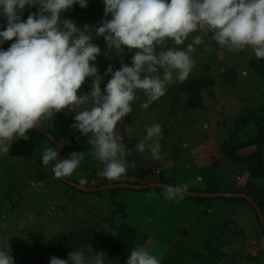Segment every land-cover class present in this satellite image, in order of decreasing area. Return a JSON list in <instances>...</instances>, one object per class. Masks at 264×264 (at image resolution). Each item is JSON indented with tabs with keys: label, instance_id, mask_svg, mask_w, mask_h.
<instances>
[{
	"label": "clouds",
	"instance_id": "1",
	"mask_svg": "<svg viewBox=\"0 0 264 264\" xmlns=\"http://www.w3.org/2000/svg\"><path fill=\"white\" fill-rule=\"evenodd\" d=\"M75 4L86 8L87 0H0V13L7 18L0 44L15 38L6 50L0 49V154L9 153L15 139H27L43 120L74 111L72 129L88 137L92 157L103 165L97 174L119 180L134 165L128 163L117 125L132 112L137 90L144 93L140 107L147 110L169 85L188 77L195 63L191 54L208 34L228 51L250 48L257 59H264V0H104V14L111 18L92 31L62 18ZM26 6L39 7L25 21ZM93 31L104 37L109 58L113 52L117 56L125 49L133 52L131 64L122 62L116 70L109 65L102 76L91 63L101 54L92 42ZM194 32L202 35L193 37L186 49L179 48ZM168 41L173 46L166 47ZM106 76L110 78L102 89ZM89 77L91 91L78 94ZM145 131L136 151L148 150L153 159H162V126L153 122ZM58 156L59 151L47 148L41 160L45 167L56 161L52 171L61 178L72 175L85 152L74 151L63 160ZM186 187L166 185L162 194L169 200L183 199ZM105 259L104 252L88 259L77 248L68 253V259L53 256L50 264H105ZM0 264H14L9 245L0 249ZM125 264H160V260L137 247Z\"/></svg>",
	"mask_w": 264,
	"mask_h": 264
},
{
	"label": "rangeland",
	"instance_id": "2",
	"mask_svg": "<svg viewBox=\"0 0 264 264\" xmlns=\"http://www.w3.org/2000/svg\"><path fill=\"white\" fill-rule=\"evenodd\" d=\"M87 5L90 6L84 12L76 14L70 9L62 14V18L71 19L80 28L87 25L88 31L101 26L102 20L111 18V14L107 17L104 14V0H87ZM34 10V7L26 6L22 19L26 21ZM0 17L6 28L7 18L2 13ZM196 35L202 33L190 34L185 44L178 47L186 49ZM92 36V42L101 48V54L91 63L96 64L102 76L109 65L131 61L133 52L127 49L122 56L113 52L109 58L105 55L104 37L96 35L94 31ZM14 41L15 38L5 41V50ZM171 46L172 41H168L166 47ZM195 47L196 51L191 54L195 63L184 81L212 77L216 80L215 86L202 91L203 105L193 110L188 106L189 93L181 89L182 82L169 85L165 95L154 101L147 110L141 109L145 95L137 90L132 112L117 125V132L123 135L128 163L134 167L114 181L146 184L157 181L160 174H164L173 185L187 186L185 180L172 174L181 172L186 175L187 169L184 167H187L201 178L205 174L216 173L224 179L226 176L232 177L236 169L248 167V164L233 162L219 145L228 139L237 126L239 137L248 140L258 133L259 125L264 123V75L252 65L255 54L250 48L241 52L228 51L213 41L211 34L204 37L203 44ZM109 78L104 77L102 89ZM91 80L92 77L85 80L78 94L91 91ZM75 115L74 111L65 110L57 113L52 121L43 120L39 126L51 131L67 147V158L74 151L85 152V158L68 178L80 183L83 180L82 184L89 186L111 182L97 174L103 165L92 157L88 137L72 129ZM153 122L162 126V159L159 160L153 159L148 150L144 153L136 151L137 143L146 134V126ZM47 148L59 151L57 159H62L61 148L58 149L41 132L32 131L27 139H15L9 153L0 154V249L9 245L14 264H50L53 256L68 259V253L77 248L83 250L88 259H94L95 252H104L105 264H114L119 253L118 232L107 221L113 206L108 197L109 194L112 196V189L103 190L101 195L77 191L56 178L52 171L56 161L50 162L47 167L42 164L41 154ZM257 149L264 153V144L242 149L238 154H250ZM219 186L220 181L218 189ZM232 188L236 186L232 185ZM117 192L148 191L115 188V197ZM246 207L250 211L239 205L234 206V217L240 221L247 235L256 237L264 234L258 211L247 203ZM70 219H73L72 223ZM57 221L67 224V228L59 229ZM114 223L117 225L116 219ZM221 245H227L225 240ZM170 256L175 259L179 252ZM187 264L201 263L194 258Z\"/></svg>",
	"mask_w": 264,
	"mask_h": 264
},
{
	"label": "crops",
	"instance_id": "3",
	"mask_svg": "<svg viewBox=\"0 0 264 264\" xmlns=\"http://www.w3.org/2000/svg\"><path fill=\"white\" fill-rule=\"evenodd\" d=\"M249 167L248 164V167L236 169L232 177L224 179L216 173L201 178L187 167H184L186 175L181 172L172 175L185 180L188 189L202 191L217 179L220 190L246 192L260 201L264 198V177L252 176ZM149 193L155 192L116 193L117 200L126 204L125 217L118 215L116 223H127L138 230L134 248L144 247L154 253L160 264H187L194 258L201 264H264V234L247 235L233 215L232 208L236 205L250 211L246 202L169 200L162 193L154 196ZM108 197L111 198V194ZM114 208L113 205L111 211ZM70 221L72 223L73 219ZM66 226L57 221L59 229H66ZM223 240L227 245H221ZM174 252H179L175 259L170 256Z\"/></svg>",
	"mask_w": 264,
	"mask_h": 264
},
{
	"label": "trees",
	"instance_id": "4",
	"mask_svg": "<svg viewBox=\"0 0 264 264\" xmlns=\"http://www.w3.org/2000/svg\"><path fill=\"white\" fill-rule=\"evenodd\" d=\"M90 5H87L86 8L79 7L77 4H75L72 9L74 13H80L87 8H89ZM39 6H34V12L38 11ZM6 28L3 26V30ZM131 64V61L129 62ZM252 65L256 70L264 75V59H257L256 57L252 60ZM113 70L119 69L121 67V64L113 65ZM107 70V69H106ZM104 71V73L106 72ZM110 77V76H108ZM216 80L212 77H200V78H192L189 80H186L181 83V89L184 91H187L189 93L188 97V106L190 109H197L203 105V97H202V91L215 86ZM241 127V125H240ZM32 131H38L36 129H33ZM39 132V131H38ZM240 130L239 126L236 127L234 132H231L228 136V139H226L221 149L227 155L233 162L236 163H248L249 164V172L252 176L255 177H264V153L260 149L255 150V152L245 155H240L238 152H240L242 149L249 148L252 146H260L264 144V123L259 125L258 127V133L246 140L241 139L240 136ZM40 133V132H39ZM42 134V133H41ZM43 135V134H42ZM44 136V135H43ZM46 137V136H45ZM57 137V136H56ZM47 138V137H46ZM58 138V137H57ZM48 139V138H47ZM50 140V139H49ZM51 141V140H50ZM52 142V141H51ZM54 144V143H53ZM56 147L57 145L54 144ZM61 148V147H60ZM62 149V148H61ZM157 181L163 182V183H170L169 179L165 178L164 174H160ZM116 181L112 180L109 183H114ZM107 184V183H106ZM173 184V183H170ZM102 185V184H100ZM218 180L213 179L210 183V186L204 190V191H210V192H222L224 190H220L217 188ZM75 188V187H74ZM77 191H81L78 188H75ZM163 189L161 187L156 186H148L143 187L139 190L141 191H148V192H155V193H163ZM112 196L111 200L115 208L110 212L109 217L107 218V221L118 232V239H117V246L119 253L117 254V261L114 264H125L128 256L130 255L131 250L134 249V242L138 235V230L134 227L130 226L127 223H121V224H115L114 220L118 215H121L122 217H125L126 215V204L124 202L118 201L115 197V188L111 190ZM226 192V191H224ZM234 192V191H231ZM241 192V191H238ZM94 193H97L101 195L103 193L102 190L95 191ZM185 198L196 201V202H211L215 200H239L244 201L251 205L254 210L256 211V208L252 205V203L242 197L237 196H219V197H203V196H190V195H184ZM215 199V200H213ZM241 199V200H240ZM258 205L263 209L264 207V198L260 201H257Z\"/></svg>",
	"mask_w": 264,
	"mask_h": 264
},
{
	"label": "water",
	"instance_id": "5",
	"mask_svg": "<svg viewBox=\"0 0 264 264\" xmlns=\"http://www.w3.org/2000/svg\"><path fill=\"white\" fill-rule=\"evenodd\" d=\"M0 31H3V25H2V20L0 17ZM0 49L5 50V44L2 43L0 44ZM36 130H38L39 132H41L43 135H45L48 139H50L54 144H59L61 145V148L63 150V156L62 159H66L68 156V149L67 147L56 137L55 134H53L51 131L42 128L41 126H38L37 128H35ZM60 180H62L63 182H65L66 184L78 188L84 192H88V193H92L98 190H110V189H114V188H135V189H141L143 187H152V186H156V187H161L164 188V186L166 185H173L170 183H163L160 181H150L147 182L146 184H137V183H133V182H128V181H120V182H114V183H107V184H102V185H93V186H89V185H85L82 184L80 182H77L73 179H70L68 177H61ZM185 195H190V196H203V197H219V196H237V197H242L245 198L247 200H249L252 205L256 208V210L258 211V216L262 222V225L264 227V211L262 210V208L258 205V203L256 202V200L248 193L246 192H210V191H201V190H193V189H186L185 191Z\"/></svg>",
	"mask_w": 264,
	"mask_h": 264
}]
</instances>
